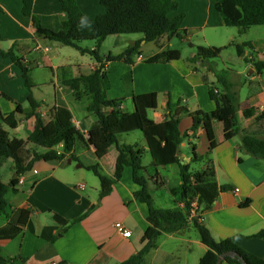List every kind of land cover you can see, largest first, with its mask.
Listing matches in <instances>:
<instances>
[{"label":"crops","instance_id":"1","mask_svg":"<svg viewBox=\"0 0 264 264\" xmlns=\"http://www.w3.org/2000/svg\"><path fill=\"white\" fill-rule=\"evenodd\" d=\"M75 1L89 18L102 13L97 0ZM176 1L178 9L170 13L169 17L183 15L181 29L186 33L181 41L188 43L190 56L183 57L179 50L180 59L177 61L146 64V59L162 50L174 49L171 47V39L175 37L163 36L151 42L155 51L148 55L142 52L147 43L141 41L140 55L133 56L132 65L123 61L104 65L102 71L106 73L109 82L106 95L110 100L123 99L120 110L131 113L134 110L133 96L156 93L157 107L147 111L148 118L155 123H161L172 115L180 102V106L187 110L180 117L178 125L179 133H186L179 148L180 164H188L189 172L198 173L203 172L210 162L215 171L217 186L227 187V191L220 193L206 210L193 203L196 214L189 216L187 226L162 233L155 248L145 255L141 264H197L207 248L192 228L193 217H200L199 222L207 227L216 242L230 239L241 249L264 260V238L253 237L264 231V160L244 152L239 137L225 140L222 126L217 121L204 123L196 132H190V113L197 110L209 113L215 109L214 102L208 96L209 85L222 92L216 86L218 83L213 73L191 63L194 48L225 47L219 56L221 58L222 53L228 49L235 50L232 44H251L250 48L244 49L241 57L235 51L238 62L233 65L224 63L223 69H217L210 64L215 72H222L237 94L238 126L241 131H247L253 127L255 117L264 111V72L257 73L252 65V62L264 61V41H244L245 31L225 27L214 7L219 0ZM21 8L22 0H0V52L11 50L16 58L22 60L23 66L29 69L31 84L27 88L21 69L9 58L0 56V115L5 118L17 106L21 109L15 115L17 126L11 131V137L25 141L35 128L36 118L48 122L50 112L55 107L66 108L72 121H79L83 128L89 129L97 120L87 111L90 96L83 93L77 100L74 92L63 86L62 81L65 78L90 75L99 64L90 56L88 61L84 58L87 54H81L74 48L81 56L75 58V64H72L68 57L62 55V45L36 33L31 19L22 15ZM32 13L43 28L53 31L58 29L60 19L64 18L58 0H34ZM107 38L112 39L115 46L122 40L119 35L108 36L105 40ZM140 39L141 35L136 40H130L127 47ZM79 46L93 49V46L88 48L83 43ZM126 48L115 53H112L113 49H107L105 55L101 56L99 51L98 54L101 58L117 56ZM128 73L130 81L125 82L124 77ZM250 109L253 114L244 117L243 111ZM102 111L108 114L111 109L104 108ZM0 126L7 130L1 122ZM119 144L146 149L144 138L139 143L119 141ZM183 147L187 149L186 155L181 153ZM192 148L202 157L201 161L191 162ZM46 151L45 148L26 143L18 156L27 163L33 153L43 154ZM73 155L76 158L74 162L67 156L61 162H35L29 172L19 177L16 192L7 195L9 217L16 210L29 214L24 225L20 226L19 235L11 240L0 241V256L6 260L12 259L9 264H122L143 248V235L148 228V211L144 204L133 198L138 187L132 182L130 168L123 169L121 178L113 185L110 194L101 200L98 199V178L85 176L82 172H91L85 167L94 166L101 175L112 177L117 157L115 146L93 148L78 142L73 147ZM67 160L71 163L67 164ZM195 163L201 165L195 167ZM171 166L177 169L178 179L175 181H170L167 175H161L159 168L152 173L148 170V192L155 208L163 209L155 206L154 194L157 190L168 195L172 203L168 209L183 207L179 194V168L177 165ZM2 167L10 172L12 179L13 161L0 159ZM80 185H83L82 189L78 187ZM92 206L93 209H90ZM89 209L84 219L68 226L60 234L69 222L87 213ZM23 218L24 214L17 220L23 221ZM7 220L0 216V229L7 224ZM117 222L130 231L129 237H123L114 228Z\"/></svg>","mask_w":264,"mask_h":264},{"label":"trees","instance_id":"2","mask_svg":"<svg viewBox=\"0 0 264 264\" xmlns=\"http://www.w3.org/2000/svg\"><path fill=\"white\" fill-rule=\"evenodd\" d=\"M34 0H22L21 13L31 19L36 33L44 39L59 43L62 46L71 47L81 54H87L99 67L90 75L65 78L62 85L74 92L78 100L84 94L90 96L87 111L96 117V122L88 129V138L84 139L72 124L70 112L63 107H55L50 112V120L43 122L39 117L33 132L24 141L11 137L10 132L16 128L15 115L21 112L19 106L15 111L2 118L0 122L8 130L0 126V159H11L13 161V178L7 184L0 181V216L7 218V224L0 229V241L11 240L21 233V225H24L28 212L22 210L12 211L9 217L7 210L10 209L5 196L15 193L18 179L29 172L37 161L61 162L67 156L73 162V147L76 142H81L87 147L98 148L103 145H114L117 151L114 172L112 177L101 175L94 166L85 167L91 171L100 183L98 199L108 196L113 185L121 178L125 167L131 170L132 182L138 187L133 198L147 207L148 228L144 232L143 248L124 261L122 264H141L145 255L156 246V241L162 233H169L176 229L184 228L189 223V210L193 203L208 209L217 199L220 193L227 191V187H218L215 182V171L210 162L207 163L203 172H189L188 164H180L177 150L180 148L183 137L178 130L180 117L187 113L180 102L172 115H169L161 123H155L147 116V111L155 110L157 107L156 93H146L133 96L134 110L125 113L120 110L123 99L110 100L106 91L109 88L104 65L110 62L123 61L128 65L133 64V56L140 55V43L156 42L163 36H172L183 40L186 31L181 29L183 15L170 18L169 14L178 9L176 0H98L103 12L94 18L86 16L75 0H58L61 13L64 18L60 19L58 29L53 31L41 26L39 20L32 13ZM215 10L222 19L225 27L238 28L241 32L251 27L264 26V0H219L215 4ZM112 35H141V39L132 46L127 47L117 56L109 55L101 58L98 54L101 43L106 37ZM2 40L0 31V41ZM91 41L93 49H85L80 43ZM237 56H243L245 48H250L249 42L232 44ZM225 47H196L191 58L193 65L205 67L207 71L214 74L216 82L220 85L222 92H218L213 86L208 87V96L214 102L215 109L204 113L195 111L190 113L192 125L190 132L194 133L204 123L217 121L222 126L223 138L230 140L239 137L241 149L251 157L264 160V111L255 117L253 127L247 131H241L237 121V94L232 90L228 79L222 72L218 73L210 66L212 60L219 58ZM0 56L9 58L22 71V77L27 88L31 87L29 69L24 67L22 60L16 58L11 50L0 52ZM180 59V52L176 49H166L145 60L146 64H166ZM257 73L264 72V61L252 62ZM124 80L130 81V73ZM168 108L170 105L168 104ZM111 109L104 114L102 109ZM253 114V110L243 111L244 117ZM30 115V114H29ZM141 132L146 143V149L132 145H120L119 137L133 132ZM26 143L36 147L47 149L43 154L33 153L31 159L25 163L19 156ZM62 144V154L57 155L53 148ZM180 151V150H179ZM145 154L150 156L148 166L142 164ZM202 157L195 153L192 148L191 162L201 161ZM177 165L181 185L179 186L181 209H158L153 206L152 198L148 192L147 173L149 169L156 171ZM93 209V206L90 208ZM87 213L72 220L60 231L62 234L68 226L80 222L88 215ZM23 221L17 220L22 218ZM200 217L191 218V224L197 233L200 242L207 248L206 252L199 258L197 264H215L217 257L225 252H233L238 258H226L224 264H264V260L241 249L230 239L216 242L205 225L199 222ZM255 238H264V231L259 232ZM12 259L6 260L0 256V264H9ZM222 263V264H223ZM63 264V263H58Z\"/></svg>","mask_w":264,"mask_h":264},{"label":"rangeland","instance_id":"3","mask_svg":"<svg viewBox=\"0 0 264 264\" xmlns=\"http://www.w3.org/2000/svg\"><path fill=\"white\" fill-rule=\"evenodd\" d=\"M98 2V0H97ZM100 10L103 12V9L97 5ZM230 28V30H237V28H233V27H228ZM122 40L120 41L121 43H119L118 45H114L112 42V39L107 38L103 43L101 48L99 49V54L105 55L107 53V49H113L111 50L112 53H115V51H121V49L126 48L129 45V41L130 40H136L137 38L140 37V35H119ZM262 40L264 41V26H258V27H251L249 29H247L245 31V34L243 36V40L244 41H256V40ZM172 48L177 49L182 51V55L183 57H189L190 56V51L188 50L189 45L188 43L182 42L181 40L177 39V38H172ZM258 43V42H257ZM84 46H87L88 48H90L91 46L94 45L93 42L91 41H85L83 42ZM63 53L62 55L65 57H68L71 61L72 64H75L74 61L75 58L80 57L81 55L76 53L75 50H73L71 47H66V46H61ZM188 51L189 53H187L186 51ZM151 51H155V46L153 43H147V45L142 48V52L144 53V55H148L149 53H151ZM250 52H252V50H250ZM76 56V57H74ZM84 58H86L88 61H90V57L88 55H84ZM237 57L235 55V50L234 49H228V51H225L222 53L221 58H217L211 61V65L215 66L217 69H223L222 65L225 64H230L233 65V63L238 62L237 61ZM47 73L49 71H46ZM218 88H221L220 85H216ZM85 102V101H84ZM150 115V113H149ZM151 116V115H150ZM8 130V129H7ZM10 135H11V131ZM12 136V135H11ZM143 138V135L141 132H133L131 134L128 135H121L119 137V141L120 142H125V141H134L139 143L140 140ZM78 143V142H76ZM78 147V146H77ZM77 153H79V150H77ZM181 153L182 154H187V149L185 147H183L181 149ZM150 163V156L148 154H145L142 160V164L144 166H148ZM201 165V163H195V167H199ZM5 166V165H4ZM150 172L152 173L153 170L149 169ZM176 166H171V167H167L165 169L159 168V172L161 175H167L170 181H175L176 179H178V176L176 174ZM83 174L85 176H89L91 178H94V175L91 172H87V171H82ZM11 179V174L9 171H5V167L0 168V181H2L3 183H6L8 181H10ZM8 195V194H7ZM5 196V198L8 199V196ZM155 197V206L157 207H161L163 209H168L172 206L171 201L169 200V197L167 194H165L164 192L161 191H156V193L154 194Z\"/></svg>","mask_w":264,"mask_h":264},{"label":"built area","instance_id":"4","mask_svg":"<svg viewBox=\"0 0 264 264\" xmlns=\"http://www.w3.org/2000/svg\"><path fill=\"white\" fill-rule=\"evenodd\" d=\"M72 124L74 126V128L79 132V134L84 138H88V129H85L81 126V123L79 121H72ZM62 149H63V146L62 144H58L56 145L53 150L56 152L57 155H60L62 154ZM80 189L83 188V185H80L78 186ZM196 214V211H195V207L194 205H192L191 209L189 210V216H193ZM114 228L118 231H120L121 235L123 237H129L130 236V231L128 230H125L123 228V225L120 223V222H117L114 224ZM48 264H58L56 262H50Z\"/></svg>","mask_w":264,"mask_h":264},{"label":"water","instance_id":"5","mask_svg":"<svg viewBox=\"0 0 264 264\" xmlns=\"http://www.w3.org/2000/svg\"><path fill=\"white\" fill-rule=\"evenodd\" d=\"M177 156L178 157L180 156L179 149L177 150ZM70 163H71V161L70 160H67V164H70ZM226 258L235 259V258H238V256L235 253H233V252H225V253H223V254H221V255H219L217 257V260H216V263L215 264H222ZM241 264H245V263L244 262H241Z\"/></svg>","mask_w":264,"mask_h":264}]
</instances>
